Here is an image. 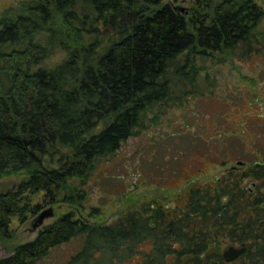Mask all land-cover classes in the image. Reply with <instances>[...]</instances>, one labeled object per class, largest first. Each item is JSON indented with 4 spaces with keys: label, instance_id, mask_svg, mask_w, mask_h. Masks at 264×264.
Returning a JSON list of instances; mask_svg holds the SVG:
<instances>
[{
    "label": "trees",
    "instance_id": "trees-1",
    "mask_svg": "<svg viewBox=\"0 0 264 264\" xmlns=\"http://www.w3.org/2000/svg\"><path fill=\"white\" fill-rule=\"evenodd\" d=\"M261 3L195 0L184 13L175 0H26L1 13L0 178L26 177L0 191V243L9 251L0 264H38L78 236L66 264H264V154H255L264 149L248 145L264 142V128L253 118L223 138L186 125L173 131L175 144L193 147L167 146L173 168L160 189L171 198L126 196L105 223L84 205L103 159L171 109L213 95L211 65L264 54ZM211 165L226 169L206 180ZM47 204L70 208L15 242L14 223ZM231 244L246 251L228 261Z\"/></svg>",
    "mask_w": 264,
    "mask_h": 264
},
{
    "label": "rangeland",
    "instance_id": "rangeland-1",
    "mask_svg": "<svg viewBox=\"0 0 264 264\" xmlns=\"http://www.w3.org/2000/svg\"><path fill=\"white\" fill-rule=\"evenodd\" d=\"M24 1L26 0H0V14L7 10L17 9ZM175 1L185 13L192 7L195 0ZM261 4L264 7V4ZM207 73L210 76L209 80L216 84L212 88L213 95L208 93L203 98L192 99L184 107L171 109L163 118L152 121L149 128L124 143L118 155L101 161L98 170L84 189L87 193V199L84 202L86 211L98 209L102 212L100 217L92 219L94 222L105 223L115 219L123 205L129 204L126 196L134 200H143L153 195L172 197L173 191L160 189L161 180L173 168L171 161L164 160L166 153L170 155L167 146L179 149L185 147L188 151L193 147L192 143L187 144L182 141L175 144V139L171 138L174 135L173 131L181 130V127L186 125L188 126L186 130L200 134V137L204 138L206 135L202 132H207L212 134L213 138L219 136L223 138L224 134L230 136L233 135L232 132L239 133V122H242L241 127L247 130V121L251 118L253 122L259 121L261 128H264V120L261 118L264 119V54L249 62L226 58L224 61L211 65ZM203 75L205 76V73ZM202 84L206 86V82ZM218 113L220 114L217 115ZM260 115L261 117H258ZM225 118L228 122L221 125ZM164 137L166 140L161 141ZM260 137L256 136L253 141L250 138L248 145L263 150L264 142L258 139ZM234 142L236 141H233V146H235ZM252 154H256L259 158L264 153L258 151ZM231 164L233 163L226 167ZM225 169L223 166L211 165L203 178L212 180ZM24 176L21 173L0 178V191L13 187ZM49 206L53 205L47 204L43 208ZM53 208L56 215L69 210L70 206L61 204ZM35 216L25 223H14L17 233L15 242L34 239L40 229L52 223L58 215L47 218L41 227L32 230ZM82 242V236H78L52 248L48 255L39 260L38 264H66L69 258L80 249ZM8 254L7 247L0 243V257Z\"/></svg>",
    "mask_w": 264,
    "mask_h": 264
},
{
    "label": "water",
    "instance_id": "water-1",
    "mask_svg": "<svg viewBox=\"0 0 264 264\" xmlns=\"http://www.w3.org/2000/svg\"><path fill=\"white\" fill-rule=\"evenodd\" d=\"M177 7V6H175ZM180 7V6H178ZM182 9V7H180ZM237 164H243V161H237ZM236 167V165H231V168ZM55 216V210L53 206H49L47 208L41 209L37 215L34 217L32 222V230H36L37 228L41 227L45 220L49 217ZM246 251V245L243 244L241 246H237L235 244H231L226 247L224 250V257L228 261H233L237 259L243 252Z\"/></svg>",
    "mask_w": 264,
    "mask_h": 264
}]
</instances>
